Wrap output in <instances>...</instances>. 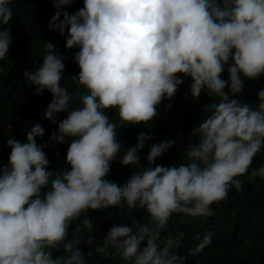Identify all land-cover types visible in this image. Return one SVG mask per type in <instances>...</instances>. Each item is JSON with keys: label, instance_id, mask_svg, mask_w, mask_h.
<instances>
[{"label": "clouds", "instance_id": "obj_1", "mask_svg": "<svg viewBox=\"0 0 264 264\" xmlns=\"http://www.w3.org/2000/svg\"><path fill=\"white\" fill-rule=\"evenodd\" d=\"M73 2L52 0L48 28L61 37L67 32L66 50L78 49L79 74L70 78L75 88L65 82V57L49 41L42 64L23 73L37 96L51 95L44 119L57 130L38 144L45 129L36 124L26 142L7 141L8 163L0 165V264H92L95 255L119 264H183L181 236L171 232L170 220L211 217L213 205L242 189L243 178L264 180V165L252 166L264 151V89L254 105L236 98L245 81L264 77V0H83L75 13L62 11ZM12 4L0 0V61L12 40ZM185 78L193 101L205 94L210 103L187 136L183 162L157 164L177 141L149 145L150 131L125 148L118 129L151 128L165 100V111L172 108ZM64 143L65 165L50 170L45 149ZM118 157L132 170L122 185L108 179ZM108 209L127 222L97 241L87 214ZM137 209L146 219L131 214ZM81 220L87 240L71 233ZM212 235L196 234L189 254L210 246ZM82 241L86 253L78 247Z\"/></svg>", "mask_w": 264, "mask_h": 264}, {"label": "trees", "instance_id": "obj_2", "mask_svg": "<svg viewBox=\"0 0 264 264\" xmlns=\"http://www.w3.org/2000/svg\"><path fill=\"white\" fill-rule=\"evenodd\" d=\"M14 15L10 27L12 37L7 58L0 61V165H6L11 149L7 147L9 138L26 142V134L36 124L45 129L43 138H38L37 143H45L51 133L57 130V125L44 119V113L51 102V95L45 90L40 96L35 94V88L30 86L23 73L32 72L42 64L43 42L49 41L55 45L57 52L65 57L66 83L70 88L75 84L70 80L78 76L79 67L74 62V55L78 49L66 50L65 41L67 32L61 37L58 32L49 30L48 25L55 14L52 0H13ZM83 7V0H74L71 6L62 9L70 14ZM69 78V79H67ZM228 79L227 70L223 74ZM62 81V86H63ZM190 78H185L175 94L172 108L165 111L170 102L165 100L158 109V116L153 120L151 128L144 125L120 128L117 131L119 141L125 148L136 144L140 132H151L154 139L149 142H162L166 138L177 141L176 146L169 150L156 163L171 166L179 160L183 162V150L186 147L188 134L196 122L202 118V105L210 103L207 95L193 101L190 95ZM264 89V77L258 81H245L244 91L236 97L245 103L254 105L257 102V93ZM227 91V89H226ZM109 117L115 113L108 111ZM66 113L56 116L57 122L65 117ZM9 124L12 125L9 128ZM186 137V138H185ZM183 142L184 144H181ZM181 144V145H180ZM149 145L140 153V163L143 166L149 151ZM68 143L53 144L46 148L50 161V170L58 165L64 166ZM264 165V151L256 156L253 167ZM132 170L122 166L120 157L111 164L108 179L123 184L131 175ZM244 179L241 190L232 189L225 201L213 205L214 214L207 218H192L185 215H175L169 222V227L174 235L181 236L182 247L178 253L184 257L183 264H264V180L257 178L253 182ZM127 211V210H126ZM109 212L113 214L108 215ZM132 215L140 221L146 219L142 210H135ZM93 224L92 234L100 241L107 235L108 230L116 224L127 222L126 216H120L116 209L104 211H89L87 214ZM211 232L212 243L200 254H189L196 241V234L203 236ZM71 233L77 239L87 240L88 232L79 223L71 226ZM74 236H70L73 239ZM81 251L87 252V245L82 241L78 246ZM58 255V253H54ZM92 264H119L107 257L95 255L91 258Z\"/></svg>", "mask_w": 264, "mask_h": 264}]
</instances>
